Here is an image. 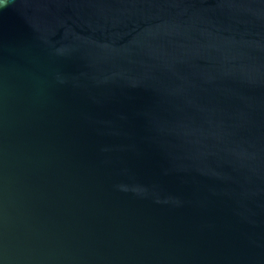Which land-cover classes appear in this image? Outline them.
<instances>
[{
    "label": "water",
    "instance_id": "95a60500",
    "mask_svg": "<svg viewBox=\"0 0 264 264\" xmlns=\"http://www.w3.org/2000/svg\"><path fill=\"white\" fill-rule=\"evenodd\" d=\"M0 264H264V0H0Z\"/></svg>",
    "mask_w": 264,
    "mask_h": 264
}]
</instances>
